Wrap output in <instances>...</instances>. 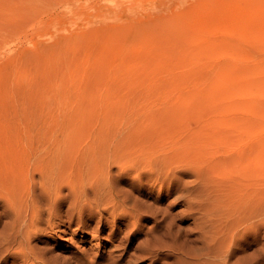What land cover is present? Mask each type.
I'll use <instances>...</instances> for the list:
<instances>
[{"label": "rangeland", "instance_id": "rangeland-1", "mask_svg": "<svg viewBox=\"0 0 264 264\" xmlns=\"http://www.w3.org/2000/svg\"><path fill=\"white\" fill-rule=\"evenodd\" d=\"M13 182L57 196L38 264L117 254L134 233L118 264H264V0H0ZM18 205L0 198V243Z\"/></svg>", "mask_w": 264, "mask_h": 264}, {"label": "bare ground", "instance_id": "bare-ground-1", "mask_svg": "<svg viewBox=\"0 0 264 264\" xmlns=\"http://www.w3.org/2000/svg\"><path fill=\"white\" fill-rule=\"evenodd\" d=\"M256 155L260 156L259 149L256 151ZM42 187L46 188V192L41 193L45 194V196H56L58 193V189L55 185L43 184ZM22 197L25 198L24 203L19 202ZM0 198H9L19 204L14 219V221H17L19 224L15 227L12 226L11 230L13 232L7 235L4 238V241L0 243V264H19L20 262V264H27L32 258L35 259L32 264H38V262L46 263L43 256L47 251H51V248L47 246L39 247L35 241L40 240L42 234L47 231L48 228L50 230L54 223H56L54 222V219L57 218L58 215L54 213L56 212V204L58 203L57 196L55 201L54 199H51V202L45 200V205H40L37 201L31 198V186L13 182L0 186ZM106 208L112 209L113 211L119 209L115 203L110 201L107 202ZM45 213H48L47 218H44ZM72 215L74 216V214ZM131 215L132 212L130 210L124 213L120 211L118 216L121 217L118 219H123ZM68 222V226L71 227L72 220H68ZM116 223H118V220ZM63 224L65 225V223ZM106 224L108 223L100 219L97 225L94 226V228H96V234L93 231L95 239H100L101 231H104ZM115 224L114 229H116ZM117 232L118 230L116 229L111 233L109 242L114 243L116 241V237H118ZM135 234L136 233H134L133 236ZM133 236L128 240V243H125L124 245L119 243V246L118 244L116 245V249H121L120 253L115 254L113 251H100L96 254L93 253L91 257H88L86 253L82 254V256L75 255L76 264H118L126 259H128V262H132L135 255L129 252V243L132 241ZM195 239L199 240V236ZM71 259H73V257H71ZM99 259H103L104 262L100 263ZM158 259L159 258H156L155 262Z\"/></svg>", "mask_w": 264, "mask_h": 264}]
</instances>
